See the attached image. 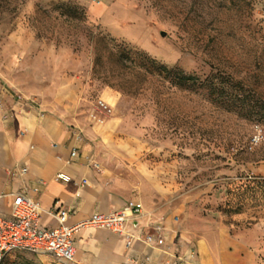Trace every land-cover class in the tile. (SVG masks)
<instances>
[{
	"label": "rangeland",
	"instance_id": "rangeland-1",
	"mask_svg": "<svg viewBox=\"0 0 264 264\" xmlns=\"http://www.w3.org/2000/svg\"><path fill=\"white\" fill-rule=\"evenodd\" d=\"M140 54L192 79L178 87ZM211 79L229 86V111ZM0 85L77 115L106 187L231 264H264V0H0ZM101 98L113 113L98 122Z\"/></svg>",
	"mask_w": 264,
	"mask_h": 264
},
{
	"label": "crops",
	"instance_id": "crops-1",
	"mask_svg": "<svg viewBox=\"0 0 264 264\" xmlns=\"http://www.w3.org/2000/svg\"><path fill=\"white\" fill-rule=\"evenodd\" d=\"M115 120L108 117V125ZM83 132L85 137L93 135L72 111L63 112L31 101H20L14 96L13 88L0 85V210L9 216L13 195L27 192L43 208L41 226L52 228L57 224L52 210L57 207L70 210L66 222L69 226L96 212L121 209L129 200L105 186L98 171L100 163L95 150L91 142L82 137ZM73 149H77L78 155L72 162H67ZM93 162L99 164L98 169ZM24 166L27 172L21 173ZM58 172L65 173L70 180L55 179ZM83 178L88 184L81 185ZM130 200L141 202L147 214L152 208L146 200L144 203L138 198ZM154 215L150 217L163 225L162 246L135 241L127 249L123 236L83 227L74 237L73 263L48 253L40 254H43L45 264H142L146 256L151 260L148 264H231L226 251L217 249L206 238L188 235L173 216L160 220ZM147 223L148 216L139 219L137 231L142 235L149 230Z\"/></svg>",
	"mask_w": 264,
	"mask_h": 264
},
{
	"label": "built area",
	"instance_id": "built-area-1",
	"mask_svg": "<svg viewBox=\"0 0 264 264\" xmlns=\"http://www.w3.org/2000/svg\"><path fill=\"white\" fill-rule=\"evenodd\" d=\"M14 96L20 101H28L20 93L14 91ZM113 108L103 99H99L91 113V118L98 122L103 121L100 114H112ZM78 155L73 149L67 162H72ZM99 168L97 162H93ZM21 173L27 172V167L20 169ZM57 180L68 181L70 177L63 172L56 174ZM88 184L83 178L81 185ZM70 210L57 207L52 210L56 219V226L45 228L41 226L43 208L37 199L29 196L27 192L13 195L10 215L7 216L0 210V264L2 260L13 251H26L33 254L48 253L60 260L73 263L75 260L74 237L76 232L83 227H93L108 230L126 239V248H130L135 241H141L149 246L157 244L162 246L163 225L159 220H154L150 214L144 212V206L136 200H129L121 209L108 213L96 212L74 226L66 224ZM148 216L145 235L137 231L139 219ZM162 220V219H160ZM173 256H176L174 253ZM142 264L151 263L150 257L143 258ZM152 264H159L154 262Z\"/></svg>",
	"mask_w": 264,
	"mask_h": 264
},
{
	"label": "trees",
	"instance_id": "trees-1",
	"mask_svg": "<svg viewBox=\"0 0 264 264\" xmlns=\"http://www.w3.org/2000/svg\"><path fill=\"white\" fill-rule=\"evenodd\" d=\"M141 60L139 62L140 66L146 68L151 73H157L158 75H163L164 77L168 78L174 75L178 77L177 82H175V85L178 87H183L187 85V81L192 79V76H187L181 72L178 68H168L166 65L156 61L153 58H150L146 54H140ZM205 88H208L210 92H218L219 93V103L221 106H223L226 110L231 109L232 105V97H231V91L229 86H223L221 84H218L213 79L210 80L207 84H203Z\"/></svg>",
	"mask_w": 264,
	"mask_h": 264
}]
</instances>
